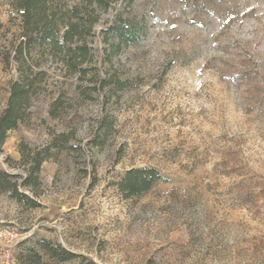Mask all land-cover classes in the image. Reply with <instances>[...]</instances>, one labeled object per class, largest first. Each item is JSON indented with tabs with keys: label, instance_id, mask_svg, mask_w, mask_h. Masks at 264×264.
<instances>
[{
	"label": "rangeland",
	"instance_id": "rangeland-1",
	"mask_svg": "<svg viewBox=\"0 0 264 264\" xmlns=\"http://www.w3.org/2000/svg\"><path fill=\"white\" fill-rule=\"evenodd\" d=\"M107 2L78 68L32 50L36 93L0 150L27 195L0 190L14 264H264V0ZM16 17L0 0L2 109L22 67ZM22 143L48 155L31 187ZM132 168L162 179L125 198Z\"/></svg>",
	"mask_w": 264,
	"mask_h": 264
},
{
	"label": "trees",
	"instance_id": "trees-1",
	"mask_svg": "<svg viewBox=\"0 0 264 264\" xmlns=\"http://www.w3.org/2000/svg\"><path fill=\"white\" fill-rule=\"evenodd\" d=\"M14 10L21 30L18 45L15 46L13 58L22 61L19 78L10 85V96L7 106L2 109L0 104V150H2L9 132L16 129L27 117L32 96L36 93L37 79L31 63L32 50L37 45L45 47L52 56L64 54V63L72 71L81 66L89 57L91 47L88 36L94 33L97 11L106 9L107 0H78L74 5H67L62 0H13ZM124 41L125 31L118 32ZM132 37L128 42H134ZM10 52L4 56L9 64ZM27 66V67H26ZM27 144L22 143L20 152L22 162L27 165V175L23 181L25 187H31L39 179L42 163L48 155L27 153ZM47 152V151H46ZM33 154V155H32ZM13 176L0 171V190L10 191L22 201L27 197L20 193L18 183L12 181ZM162 177L155 168H132L126 172L118 183L125 198H132L149 191ZM42 248L52 258L59 261H70L75 253L60 247L52 246L51 241H42ZM88 264H97L89 261Z\"/></svg>",
	"mask_w": 264,
	"mask_h": 264
},
{
	"label": "built area",
	"instance_id": "built-area-1",
	"mask_svg": "<svg viewBox=\"0 0 264 264\" xmlns=\"http://www.w3.org/2000/svg\"><path fill=\"white\" fill-rule=\"evenodd\" d=\"M17 232L0 224V264H14L13 243Z\"/></svg>",
	"mask_w": 264,
	"mask_h": 264
}]
</instances>
